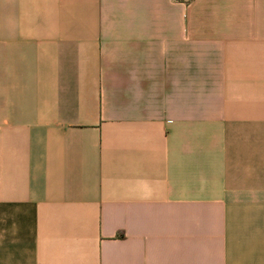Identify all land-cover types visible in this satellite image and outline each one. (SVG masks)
<instances>
[{
	"label": "crops",
	"instance_id": "0c3cea01",
	"mask_svg": "<svg viewBox=\"0 0 264 264\" xmlns=\"http://www.w3.org/2000/svg\"><path fill=\"white\" fill-rule=\"evenodd\" d=\"M0 264H264V0H0Z\"/></svg>",
	"mask_w": 264,
	"mask_h": 264
},
{
	"label": "built area",
	"instance_id": "2783aa9c",
	"mask_svg": "<svg viewBox=\"0 0 264 264\" xmlns=\"http://www.w3.org/2000/svg\"><path fill=\"white\" fill-rule=\"evenodd\" d=\"M181 1L187 3V2H189L190 0H181Z\"/></svg>",
	"mask_w": 264,
	"mask_h": 264
}]
</instances>
